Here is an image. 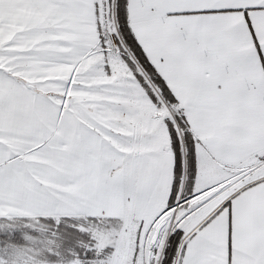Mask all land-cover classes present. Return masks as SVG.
Returning <instances> with one entry per match:
<instances>
[{
    "label": "snow or ice",
    "instance_id": "snow-or-ice-1",
    "mask_svg": "<svg viewBox=\"0 0 264 264\" xmlns=\"http://www.w3.org/2000/svg\"><path fill=\"white\" fill-rule=\"evenodd\" d=\"M0 264H264V0H0Z\"/></svg>",
    "mask_w": 264,
    "mask_h": 264
}]
</instances>
